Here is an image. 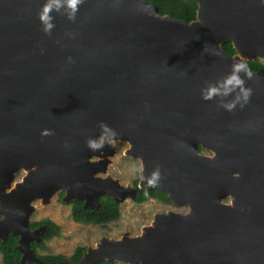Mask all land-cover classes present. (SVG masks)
I'll list each match as a JSON object with an SVG mask.
<instances>
[{
    "label": "water",
    "instance_id": "95a60500",
    "mask_svg": "<svg viewBox=\"0 0 264 264\" xmlns=\"http://www.w3.org/2000/svg\"><path fill=\"white\" fill-rule=\"evenodd\" d=\"M195 1L186 22L147 0H83L73 21L53 13L45 34L44 0H0V239L17 235L22 261L41 262L30 248L33 200L63 191L83 208L103 195L135 201V188L100 176L108 140L119 139L141 161L137 187L189 211L156 213L136 236L102 237L77 264H264V77L248 68L252 94L232 111L220 101L235 94L201 97L234 61H264V0ZM89 139L104 147L89 149ZM157 167L162 178L149 186L141 176ZM21 168L30 171L11 187Z\"/></svg>",
    "mask_w": 264,
    "mask_h": 264
},
{
    "label": "rangeland",
    "instance_id": "374dc122",
    "mask_svg": "<svg viewBox=\"0 0 264 264\" xmlns=\"http://www.w3.org/2000/svg\"><path fill=\"white\" fill-rule=\"evenodd\" d=\"M109 146L114 153L108 157L106 173H101L100 176L109 175L123 187H133V181L136 179L139 181L140 178L142 168L140 159L126 154L130 148V144L126 141L112 140L109 142ZM203 154L212 156V153L204 148ZM25 175L24 170L17 171L11 182V187H15V184L20 182ZM60 192H55L47 203L43 202L42 198L31 202L34 209L29 217L30 222L49 218L60 226V236L46 242L47 252L50 254L70 256L76 247L94 246L102 237L119 239L124 234L136 236L141 233L143 227L150 225L156 213L173 211L185 214L189 211L187 205H165L155 199L137 203L127 197L119 203L120 218L109 222L105 227H100L73 222L70 214L71 205L62 200V197L59 196ZM225 202H229V200L226 199ZM117 264L126 263L117 262Z\"/></svg>",
    "mask_w": 264,
    "mask_h": 264
},
{
    "label": "trees",
    "instance_id": "16d2710c",
    "mask_svg": "<svg viewBox=\"0 0 264 264\" xmlns=\"http://www.w3.org/2000/svg\"><path fill=\"white\" fill-rule=\"evenodd\" d=\"M154 4L161 15H170L172 18L181 19L186 22L196 20V13L198 4L195 0H147ZM224 52L233 56L236 54L235 48L231 42H226L221 45ZM247 66L251 71L258 72L264 77V62L260 60L247 61ZM201 150V147H198ZM138 179L133 181V188L136 189L135 202L143 203L150 198L157 199L163 204H172L171 200L167 197V193L153 188L151 190H143L137 187ZM64 192L61 191L59 196L62 197ZM99 204L96 207L83 208L82 200H71L65 203L70 204V214L72 220L82 222L85 224H93L100 227H105L111 221H116L120 218L119 204L115 203L113 198L108 195L99 197ZM46 225V230L41 237V242L36 243L31 241L30 248L35 253L36 257L41 262L27 260L22 261V253L17 248L18 236L9 233L5 240L0 239V254L1 264H77L81 259L86 247H76L70 256L63 254H43L39 255L35 252L36 247L46 249L45 242L53 237L60 236V226L50 219H44L38 222H33V226ZM29 226V229L33 228ZM94 264H117L116 261L101 260Z\"/></svg>",
    "mask_w": 264,
    "mask_h": 264
},
{
    "label": "clouds",
    "instance_id": "9594fccd",
    "mask_svg": "<svg viewBox=\"0 0 264 264\" xmlns=\"http://www.w3.org/2000/svg\"><path fill=\"white\" fill-rule=\"evenodd\" d=\"M82 2L83 0H44L37 14L38 20L42 25V31L45 34H50L55 27L53 13L65 15L68 20L73 21ZM241 73H244L243 77ZM245 77L251 78V72L247 65L240 60L234 61L231 71L221 80L215 83L205 82V86L201 89V97L204 100H212L213 98L235 94L230 101L221 99V106L228 111H232L237 103H240L242 107L243 103L248 102L252 94L251 89L245 87ZM103 126L107 127L106 125ZM42 135H51V132L44 130ZM86 143L87 147L93 151L101 150L104 147L103 140L89 139ZM141 178L146 179V183L149 186L156 185L162 178L159 167L155 168L147 178L143 177V175Z\"/></svg>",
    "mask_w": 264,
    "mask_h": 264
},
{
    "label": "flooded vegetation",
    "instance_id": "af4514ba",
    "mask_svg": "<svg viewBox=\"0 0 264 264\" xmlns=\"http://www.w3.org/2000/svg\"><path fill=\"white\" fill-rule=\"evenodd\" d=\"M199 151V150H198ZM201 154H203V148H201V150L199 151ZM205 155V154H204ZM150 199H154V198H150ZM149 200V199H148ZM155 200H157V199H155ZM158 201V200H157ZM160 202V201H159ZM173 204V203H172ZM166 205V204H165ZM44 219H46V218H41V219H39V220H36V221H34V222H38V221H41V220H44ZM47 219H49V218H47ZM73 222H76V221H74V220H72ZM76 223H82V222H76ZM33 224V222H30L29 223V226H33L32 225ZM82 224H85V223H82ZM35 230H39V234H38V237H39V240H34L33 242H36V243H40L41 242V237H42V235L44 234V231L46 230V225H44V224H41V225H38V226H33V228H31V231H35ZM54 238V237H53ZM52 239V238H51ZM51 239H49V240H51ZM48 240V241H49ZM47 242V241H46ZM46 242H45V245H46ZM47 247V246H46ZM47 250H48V248H46V249H41L40 247H36V250H35V252L37 253V254H39V255H43V254H50V253H48L47 252Z\"/></svg>",
    "mask_w": 264,
    "mask_h": 264
},
{
    "label": "bare ground",
    "instance_id": "6f19581e",
    "mask_svg": "<svg viewBox=\"0 0 264 264\" xmlns=\"http://www.w3.org/2000/svg\"><path fill=\"white\" fill-rule=\"evenodd\" d=\"M113 139H111L110 141H112ZM117 140H119V139H117ZM109 140H108V145H109V142H110ZM120 141H122V140H120ZM104 152L103 151H100V152H98L96 155H94V157L96 158L95 160H96V162H98V161H102L103 160V158H104ZM109 157V156H108ZM93 160V159H92ZM19 170H24L26 173H28L30 170H28V169H25V168H21V169H19ZM107 191H113V190H110V189H108ZM38 199V198H37ZM47 203V202H46Z\"/></svg>",
    "mask_w": 264,
    "mask_h": 264
}]
</instances>
